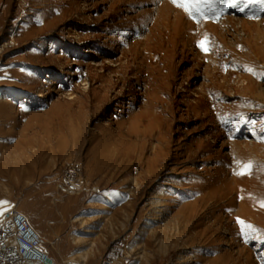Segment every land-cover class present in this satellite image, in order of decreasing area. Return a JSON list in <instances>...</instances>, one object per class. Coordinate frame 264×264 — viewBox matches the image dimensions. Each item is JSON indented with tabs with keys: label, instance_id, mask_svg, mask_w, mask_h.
I'll return each mask as SVG.
<instances>
[{
	"label": "rangeland",
	"instance_id": "374dc122",
	"mask_svg": "<svg viewBox=\"0 0 264 264\" xmlns=\"http://www.w3.org/2000/svg\"><path fill=\"white\" fill-rule=\"evenodd\" d=\"M213 8L0 0V138L18 143L0 225L24 213L60 264H102L122 240V264H264V102L247 84L264 87V0ZM188 31L207 41L198 66L192 46L178 58ZM73 162L81 193L60 188Z\"/></svg>",
	"mask_w": 264,
	"mask_h": 264
},
{
	"label": "built area",
	"instance_id": "2783aa9c",
	"mask_svg": "<svg viewBox=\"0 0 264 264\" xmlns=\"http://www.w3.org/2000/svg\"><path fill=\"white\" fill-rule=\"evenodd\" d=\"M60 188L70 193L83 191L82 166L79 163L73 162L65 168ZM5 220L0 225V264H60L47 248L48 242L24 213L14 209ZM133 254L130 242L116 241L104 256L102 264H122L131 259Z\"/></svg>",
	"mask_w": 264,
	"mask_h": 264
},
{
	"label": "bare ground",
	"instance_id": "6f19581e",
	"mask_svg": "<svg viewBox=\"0 0 264 264\" xmlns=\"http://www.w3.org/2000/svg\"><path fill=\"white\" fill-rule=\"evenodd\" d=\"M187 15V14H186ZM187 17L189 18V16L187 15ZM190 19V18H189ZM204 23V22H203ZM190 24V23H189ZM197 26H199V25H197ZM188 27H189V25H188ZM200 27V26H199ZM188 29V28H187ZM189 29H190V27H189ZM194 29V28H193ZM197 30H199V29H197ZM202 30V29H201ZM203 30H204V28H203ZM189 32V31H188ZM195 32V31H194ZM193 32V33H194ZM206 32V31H205ZM196 33V32H195ZM156 34V33H155ZM187 35H188V37H187ZM187 35H183L184 36V38H188L187 40H185L184 41V47H183V50L178 54V58H181V59H188L189 58V54H190V52H189V54H188V47H190V46H192L193 47V49H192V53H193V51H195L196 53H194L193 54V59H192V61L193 62H195V64H197V66L198 65H200V62H199V60H198V58L199 57H201V58H204V56L206 55V52L205 51H203L199 46H198V44L200 43H197L196 41L195 42H193V39H192V36H190L191 35V33L189 32ZM148 38H146V40L145 41H143V42H140L139 44H144L146 47H148V46H150V40H152L151 38H152V36H147ZM156 39V38H155ZM154 42V41H153ZM155 45H157V44H155ZM154 45V46H155ZM173 46V45H172ZM177 48V47H176ZM175 48V49H176ZM182 48V47H181ZM146 49V48H145ZM145 49H142V50H144V52H146V50ZM151 49V48H150ZM173 49V48H172ZM153 50V49H152ZM218 50V49H217ZM169 51V50H168ZM170 51H171V49H170ZM138 52V51H137ZM142 52L143 51H141V50H139V53H137L138 54V59L140 58V55H142ZM201 52H204V56H200V53ZM164 53V52H163ZM155 54V53H154ZM156 54H158V53H156ZM170 54V53H169ZM146 55V54H145ZM147 55H149V54H147ZM159 55V54H158ZM144 56V55H143ZM146 57V56H145ZM144 57V59L141 61V63L138 65V66H131V64L129 65H127L130 69H131V71H134V70H140V72L142 73V69L140 68V67H145V65H146V58ZM148 58V57H147ZM159 58L160 57H158V60H159ZM141 59V58H140ZM135 61H136V59H135V56H134V64H135ZM207 61V60H206ZM138 62V61H137ZM241 64V63H240ZM238 65V64H237ZM167 66V65H166ZM247 67V66H246ZM130 71V72H131ZM252 72H254L255 73V70H253V68H252V70H251ZM136 73V72H135ZM144 73V72H143ZM228 73V72H227ZM136 76V75H135ZM229 76V75H228ZM229 78V77H228ZM139 80V79H138ZM144 80V79H143ZM225 80V79H224ZM123 81V80H122ZM231 79H228L227 81H226V83H228L229 85L227 86V88H234V87H232V85H231ZM234 84V83H233ZM248 85H249V87H250V89H252V96H254V98H257V99H259L260 100V102H264V87L261 85V84H259L258 82H257V80H256V78L254 77L252 80H250V82L249 83H247ZM109 85V84H108ZM112 86V85H111ZM243 86H245V84L243 85ZM114 87V86H113ZM248 87V88H249ZM235 89V88H234ZM247 91H248V89H247ZM109 92V91H108ZM243 93V92H242ZM108 98V97H107ZM106 98V99H107ZM249 98H250V96H249ZM105 102H106V100H105ZM244 103V102H243ZM251 103V102H250ZM248 105H250V104H248ZM224 116V115H223ZM248 145V144H247ZM235 146L236 147H239V143L238 144H235ZM241 147V146H240ZM253 148H254V146H250V151L251 150H253ZM245 150H248V149H246L245 148ZM237 151V150H236ZM201 154V153H200ZM177 158V157H176ZM236 189V188H235ZM233 191V190H232ZM239 192V191H238ZM234 194V193H233ZM237 195V194H236ZM243 196V195H242ZM241 196V197H242ZM244 198V197H243ZM247 201V200H246ZM246 201H245V203H246ZM242 206V205H241ZM245 206H247V204L245 205ZM249 206V205H248ZM243 208H245V207H243ZM245 211V210H244ZM243 211V212H244ZM247 212H248V209L246 210ZM250 211V210H249ZM241 212V211H240ZM242 212V213H243ZM245 213V212H244ZM243 213V214H244ZM255 213V212H254ZM241 216V215H240ZM257 216H258V214H257ZM259 217V216H258ZM241 218V217H240ZM243 218V217H242ZM249 219V218H248ZM242 220H244V219H242ZM257 220V219H256ZM243 222V221H242ZM185 227V226H184ZM227 229V228H226ZM81 258H82V260H83V262H87V259H88V256L85 254V255H82L81 256Z\"/></svg>",
	"mask_w": 264,
	"mask_h": 264
},
{
	"label": "snow or ice",
	"instance_id": "6c2138e0",
	"mask_svg": "<svg viewBox=\"0 0 264 264\" xmlns=\"http://www.w3.org/2000/svg\"><path fill=\"white\" fill-rule=\"evenodd\" d=\"M171 2L176 7L181 8L189 16V18L195 19L196 16L203 17L205 15V7H207L209 10L214 11L213 5L214 3L218 2V0H171ZM198 46L205 52L209 51L206 40L201 41ZM248 71H251V69H248ZM252 167V162H248L247 164H241L240 171L236 174H250ZM7 203V201H0V216H2L3 212L7 210L4 207L5 205H7ZM261 206L264 207V203H262ZM239 223H241L242 231L245 232V235H248L249 231H253L252 226L244 225L242 221H240Z\"/></svg>",
	"mask_w": 264,
	"mask_h": 264
},
{
	"label": "crops",
	"instance_id": "0c3cea01",
	"mask_svg": "<svg viewBox=\"0 0 264 264\" xmlns=\"http://www.w3.org/2000/svg\"><path fill=\"white\" fill-rule=\"evenodd\" d=\"M16 145H18V143H16V140H13L12 138H0V161L2 162V160L4 161H10L11 159H13L16 151H17V148L15 147ZM7 167L4 166V170H7L6 169ZM0 169H3L2 166H0ZM8 170H13V166H9L8 167ZM10 176H14L13 173L10 174Z\"/></svg>",
	"mask_w": 264,
	"mask_h": 264
}]
</instances>
